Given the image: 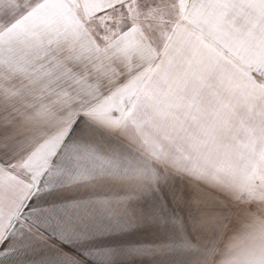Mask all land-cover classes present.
<instances>
[{
	"label": "snow or ice",
	"instance_id": "6c2138e0",
	"mask_svg": "<svg viewBox=\"0 0 264 264\" xmlns=\"http://www.w3.org/2000/svg\"><path fill=\"white\" fill-rule=\"evenodd\" d=\"M0 264H264V0H0Z\"/></svg>",
	"mask_w": 264,
	"mask_h": 264
}]
</instances>
